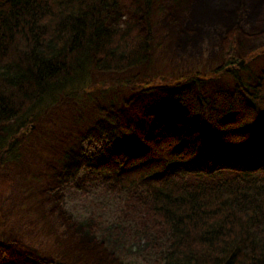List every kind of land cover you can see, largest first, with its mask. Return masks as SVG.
Returning a JSON list of instances; mask_svg holds the SVG:
<instances>
[{"label":"trees","instance_id":"obj_1","mask_svg":"<svg viewBox=\"0 0 264 264\" xmlns=\"http://www.w3.org/2000/svg\"><path fill=\"white\" fill-rule=\"evenodd\" d=\"M158 1L0 0V161L33 162L46 185L41 210L87 240L55 237L16 264H264V65L231 68L248 30L264 28V0H172L179 45L221 48L215 68L188 71L223 72L232 85L197 73L141 86L92 118L73 112L79 134L60 152L33 161L19 152L22 119L87 67L131 73L132 84L174 73L155 29ZM215 149L224 154L203 165ZM12 253L1 245L0 264Z\"/></svg>","mask_w":264,"mask_h":264},{"label":"rangeland","instance_id":"obj_2","mask_svg":"<svg viewBox=\"0 0 264 264\" xmlns=\"http://www.w3.org/2000/svg\"><path fill=\"white\" fill-rule=\"evenodd\" d=\"M163 2H166L167 6L162 5ZM186 3L189 5L188 0ZM175 6L172 0H159L155 5L156 16L158 15L159 18L155 16L154 21L157 24L156 33L163 38L160 41L164 46V54L171 55L177 60L178 64H174V73L165 72L159 78L155 77L145 83L132 84L126 82V79L132 81L131 73H103L95 68L87 67L78 77V79H83L79 84H74L72 87L67 86L65 90L57 94L54 92L51 94L53 97L46 99L45 106L37 107L22 119L23 129L20 132L25 137H23L24 142L19 152L27 154L25 159L33 161L38 155L45 156V152L50 149L53 150L52 154H56L68 144H73L75 137H72V134H79V126L83 120L82 118L78 122L75 121L74 119L79 118V115H74L73 112L84 113L87 110L92 118L98 111V106L119 104L141 86L174 84L198 74L205 78L215 79L211 80L213 81L211 87L233 84L229 75L215 72L213 69L188 71L197 64L202 66L208 64L209 68H215L221 61L222 53L219 44L208 43L206 38L188 44H178L172 31L178 19L177 14L179 15ZM142 15L143 12L138 13L136 17L140 19ZM248 31L253 34L243 38L241 58L238 64L232 65L231 68L246 66L248 72L252 73L257 72L264 65V28ZM180 71L182 75H179ZM43 144H45L44 148L41 147ZM27 146L29 147L28 152L23 149ZM237 148L234 156L238 158V162H242V158L247 154L240 151L239 147ZM223 154L221 149L208 150L199 160L203 161V165L212 168V162L218 160ZM227 156H229L228 153ZM209 159L213 160L209 161ZM32 163L25 165L15 160L0 161V248L2 245L6 252L15 253L14 257H8L7 264L18 263L22 254L26 255L34 252L33 250L36 251L35 246L50 248L49 244L55 240V237L66 239L73 242L75 247L82 248L87 241L77 240L76 231L68 229L55 212H52V218H48L46 212L41 210L40 200L43 198L42 191L46 185L43 181H38L39 177L43 178V172L36 171L38 167ZM23 167L25 169H22ZM46 205L51 210L48 202ZM44 216L47 217L45 220L50 225L43 222L49 228L45 229L46 233L42 232L41 222L39 225V221L44 219Z\"/></svg>","mask_w":264,"mask_h":264}]
</instances>
